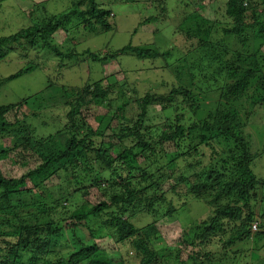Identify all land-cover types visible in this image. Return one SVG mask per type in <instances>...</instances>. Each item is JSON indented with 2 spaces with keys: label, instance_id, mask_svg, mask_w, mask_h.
<instances>
[{
  "label": "trees",
  "instance_id": "obj_1",
  "mask_svg": "<svg viewBox=\"0 0 264 264\" xmlns=\"http://www.w3.org/2000/svg\"><path fill=\"white\" fill-rule=\"evenodd\" d=\"M4 1L0 0V6ZM113 1L137 6L143 3L139 24L144 26L158 20L155 1L163 4L160 10L166 17V2L171 0ZM214 1L176 0L181 6L175 7L183 16L178 20L180 30L186 21L192 23L190 11L203 10L194 17L200 20L197 25L187 26L181 33L189 31L185 33L192 39L189 42L197 46L192 49H201L198 67H214L205 76L206 88L199 84V74L188 58L169 59L174 48L161 51L151 45L128 43L105 54L91 49L80 52V42L71 37L76 50H70L67 44L73 28L80 34L113 31L110 20L116 17L114 11L97 0H79L49 22L0 36V61L15 55L20 64L7 76L0 73V89L7 81L40 68L43 63L32 56L34 50L48 59L53 55L60 69L83 55L103 65L124 54L151 65L164 60L176 79L166 93L148 91L140 95L132 89L133 94L140 95L136 102L141 109L132 125H122L128 119L123 107L112 114L116 99L125 100L124 104L126 98L131 99L126 83L117 77L115 82L105 76L69 86L61 85L54 76L45 89L17 102L0 103V264H20L24 258L23 264H123V255L109 258L100 254L97 242L88 244L96 237L90 220L105 211L113 218V232L121 248L134 247L135 256H129L133 264L138 256L139 264H176L177 258L180 264H206L200 257L205 254L203 249H198L206 244L211 251L216 250L214 256L219 260L215 264L239 259L246 244L252 246L247 249L248 258L264 261V173L257 169L260 160L264 162V143L256 145L246 132L256 109L264 117V0L259 2L261 10L253 4L257 0L216 2L215 10ZM82 61L89 59L83 56ZM155 70L154 65L147 72ZM138 75L141 83L143 77ZM118 76L134 80L126 69ZM211 92L214 95H209ZM201 99H217L213 111L208 110L203 117ZM45 102H49L46 108ZM89 107L101 112L95 116L94 125L86 114ZM40 111H51L52 119L58 118L60 127L54 133L38 135L29 123ZM157 111L163 117L154 122L159 134L146 119L148 113ZM118 161L123 164L122 185L116 182ZM11 163L25 172L19 177L7 176L4 168ZM99 163V170L91 169ZM133 174L138 183L131 180ZM53 178L57 184L52 183ZM170 179L178 181L170 183L166 191L163 184ZM101 183H109L117 192L109 198L104 192L106 198L95 203L82 198L83 202L71 210L75 201H69L70 196L88 197L91 188L99 195ZM182 184L187 187L184 193L179 192ZM38 193L41 200L32 202ZM137 199L141 200L137 203L148 205V213L165 215L164 221H175L174 214L190 202L205 204L208 216L183 231L192 253L184 259L179 253H169L165 258L152 238L162 237L159 221L143 230L131 216H125L139 214L141 206L133 207ZM79 230L90 240L83 233L79 236ZM73 239L77 241L72 243Z\"/></svg>",
  "mask_w": 264,
  "mask_h": 264
},
{
  "label": "rangeland",
  "instance_id": "obj_2",
  "mask_svg": "<svg viewBox=\"0 0 264 264\" xmlns=\"http://www.w3.org/2000/svg\"><path fill=\"white\" fill-rule=\"evenodd\" d=\"M79 0H5L3 4L0 6V36L12 35L17 31L22 29H26L31 26H36L38 24L46 23L51 20V18L59 13L66 11L67 9L71 8V6L78 2ZM98 3L108 9H112L116 15L114 19H111V24L113 26V31H110L106 34H95L92 32H86L85 34H80V31L77 28H73L70 32V40H68L69 44L68 47H71L70 50H76L73 44L71 43V37L76 38L78 44V50L80 52L85 51L86 49H91L93 52L102 51V53H107L109 49L117 50L118 48L123 47L128 43H132L133 45H151V47H157L161 51L166 50V48H174L176 51L171 53L169 59H187L189 60L191 68L195 69V73L199 74V84L206 88V75L209 71L213 70H204L202 66L198 67L199 63V56L202 54L201 49L193 50L192 48H197V46H193L192 42H189L191 37H188L187 34L189 31H184L183 29L187 26H195L197 25L198 19L194 18L196 15H201L200 13L203 10L198 11H190L188 13L192 16V23L189 21L185 22V27L180 30L178 27L179 23L178 20H183L182 14L179 16L178 9L175 7L181 6V3H177L176 0H171L167 6L169 9L167 10V16L164 17L163 13H161V7L163 4L160 1H155L157 10L156 14L158 16V20L154 23H150L144 26H140V22H142V12L143 3L141 6L125 4L124 2L113 1V0H97ZM227 0H215L213 9L217 8L216 2H221L220 4L223 5L226 3ZM249 0H245L248 3ZM261 0L255 1L253 4H258L259 10L262 9L259 2ZM114 2V3H113ZM163 2V1H161ZM176 2V3H175ZM113 3V4H112ZM81 5V4H80ZM200 5V2H198ZM165 6V7H167ZM173 9V10H172ZM209 10L206 9V14H209ZM136 28H138L136 30ZM200 29L202 27H199ZM82 29V28H80ZM181 33V34H180ZM191 34V33H190ZM58 42L62 43L59 41ZM199 37L195 39V42H198ZM187 41L188 45L187 46ZM67 42V41H65ZM77 50V51H78ZM32 52V51H31ZM30 52V53H31ZM29 53V54H30ZM178 54V55H177ZM32 56L37 57V62H42L40 68H36L31 72L25 73L15 79L9 80L6 84L0 89V103L6 102H17L20 99L33 95L36 92H39L47 86L48 82L51 78L56 76L59 80L61 85L66 84L69 86H81L87 82H95L96 80L102 77H109V81L115 82L117 78L122 79L125 84L126 91H128V96L131 99H127L126 104H124L125 100H117L116 104L113 108L112 114L118 113L119 110L122 108L124 110V115L128 117V119H124V125H132L137 120L138 114L141 112L137 97L140 95H144L146 92H153L155 93H166L172 88L173 82L176 81L175 76L169 72V68L164 60L157 61L156 64H152L146 60H140L135 58L133 55L124 54L118 57L115 61L107 62L106 64H102L98 61L90 60L91 57L88 55H83L89 59L88 62L82 61L83 56L78 58L77 61H72L69 66L60 69L54 61L53 55L49 57V59L42 54H38L35 50L32 53ZM231 58V52L228 53V59ZM177 59V60H178ZM199 60V61H198ZM124 68H122L120 65ZM19 63L17 57L15 55L6 58L5 60L0 61V73L3 75H9L17 70L19 67ZM156 66L155 72H147V70L151 67ZM56 66V67H55ZM126 69L127 72H130V76L134 78L132 80H123L122 76H118V74ZM171 69V68H170ZM214 72L217 73V68L214 69ZM140 76H139V75ZM138 75L141 79L138 80ZM117 77V78H116ZM148 77V78H147ZM146 79V80H145ZM106 83L108 80H105ZM214 88H216L214 84V80H212ZM122 84V83H119ZM136 89L140 95L133 94V90ZM195 93L199 91L195 88ZM209 95H214L212 92ZM202 104V117L208 112V110H212L215 108V100L217 99H201ZM45 108L48 106L49 102H45ZM52 105V104H51ZM96 108V106H94ZM158 109V108H157ZM88 115V120L94 125L95 116L99 115L101 112L95 111L94 108L89 107V110L86 111ZM157 112L148 113V125H150L156 134L160 133L159 129H155L156 125L154 122H160L163 117L161 114ZM38 116H33L32 119L29 120L31 122V126L35 129L38 135H47L49 133H54L60 126L58 124V118L52 119V112L51 111H40L38 112ZM40 117V118H38ZM109 121V119H107ZM108 122L106 123V125ZM121 126V125H120ZM146 128V126H143ZM120 130V129H119ZM246 132L249 135L253 136L254 142L256 145H263V134H264V117L261 116L260 112L256 109L252 118L248 122L246 127ZM154 136V135H152ZM260 147V146H259ZM173 149V146L171 147ZM264 162L260 160L258 163V172L264 173ZM99 165H95L91 167V169H95ZM87 167V166H85ZM115 167L118 168V174L116 175V182L121 183V177L123 175V164L122 162L118 161L115 163ZM173 168V166H171ZM26 169H22L18 167V165L11 163L5 166L4 171L7 176H21ZM136 175L133 174L131 177L132 181L138 183L139 180H136ZM54 182L53 184H57L58 180L56 178L52 179ZM65 181V179L61 180ZM178 179H170L163 184L164 190H169L171 184L176 183ZM61 182V187H64ZM101 189H99L100 194L96 189L91 188L90 192L92 194L88 197H81L79 196L77 199L74 197H69V201H75V207H71V210L75 209L77 205L82 203V198L85 200H91V202L95 203L98 201V198H109L111 195L115 194L117 190L111 189L109 183H101ZM71 185L70 187H72ZM44 188V186H41ZM119 187V186H117ZM74 188L72 189V191ZM187 187L182 184L179 188L180 193L186 192ZM106 193V195L104 194ZM53 196H57V192L53 193ZM41 200L39 193L35 196V199L32 202H38ZM141 201L140 199L136 200V203ZM182 200H180L181 202ZM140 205L141 211H138L139 214L137 215H125L126 217L131 216L132 222L138 227L142 228L143 230H147L149 224H153L158 222V226L162 231L160 238L152 237L154 244L157 248H160L161 252L164 253V257L166 258L169 253L172 255L180 254L181 258L184 259L192 253L190 244L184 241L183 238V231L188 229L190 225L194 224L195 222L206 218L209 214L208 207L203 203H196L190 202L186 206H181L179 208V213H175L174 218L175 221L166 220L164 221L162 217L165 215L156 214V213H148V205L146 203H137L133 207ZM34 207V206H33ZM133 209V208H131ZM32 212H36L35 208L30 209ZM137 213V212H136ZM178 214V215H177ZM43 216V215H41ZM111 217H109L105 212H102L99 216L95 217L94 220H90L91 227L94 229L95 232V240H91L88 244H94L97 242L100 246L101 253H105L106 256L108 255L109 258L113 257H122L123 255V264H133L131 260L133 258H129V256H135V250L133 248L129 249H122L121 245L117 242V233H114L115 227L113 225ZM78 235L81 236V233L85 235V237L89 239V237L81 230H79ZM71 238V235L69 239ZM77 240L71 241L76 242ZM251 244H246L244 248V252H241L240 258L233 260V262L228 261L223 264H264V261H260V259L252 260L248 258L247 249H251ZM198 249H203L201 252L205 254L201 255V259L206 263L209 264L210 260L213 261L212 264H215L218 260H216V250L211 251L209 249V245H199ZM207 254V255H206ZM25 255V254H24ZM261 256L264 258V251L261 252ZM27 257V256H25ZM180 258V257H179ZM237 258V257H236ZM25 258L20 260V264H23ZM180 259H176V264H180ZM216 261V262H215ZM168 262V261H166ZM46 264V261H43ZM42 263V264H43ZM170 263V262H168ZM28 264V263H26ZM40 264V263H37ZM119 264V263H117ZM135 264H139V256L137 257V261ZM170 264H175L172 261ZM220 264V263H218Z\"/></svg>",
  "mask_w": 264,
  "mask_h": 264
},
{
  "label": "clouds",
  "instance_id": "obj_3",
  "mask_svg": "<svg viewBox=\"0 0 264 264\" xmlns=\"http://www.w3.org/2000/svg\"><path fill=\"white\" fill-rule=\"evenodd\" d=\"M255 228L257 227V225L256 226H254ZM257 229V228H256Z\"/></svg>",
  "mask_w": 264,
  "mask_h": 264
}]
</instances>
